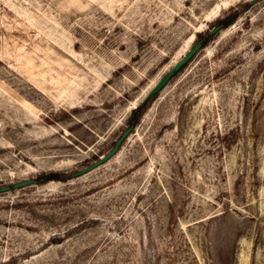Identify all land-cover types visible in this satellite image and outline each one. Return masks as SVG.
I'll use <instances>...</instances> for the list:
<instances>
[{"label": "rangeland", "instance_id": "obj_1", "mask_svg": "<svg viewBox=\"0 0 264 264\" xmlns=\"http://www.w3.org/2000/svg\"><path fill=\"white\" fill-rule=\"evenodd\" d=\"M50 171L0 193V264H264V0H0V186Z\"/></svg>", "mask_w": 264, "mask_h": 264}, {"label": "water", "instance_id": "obj_2", "mask_svg": "<svg viewBox=\"0 0 264 264\" xmlns=\"http://www.w3.org/2000/svg\"><path fill=\"white\" fill-rule=\"evenodd\" d=\"M253 2H256L257 0H252ZM221 25H218L214 28L213 32H216L221 29ZM203 47V41L199 40L196 42L193 47L186 53L179 61H177L169 71H167L164 76L154 85V87L148 92L146 97L144 98V101L149 100L151 97H153L155 94L161 91V89L168 83V81L177 73L186 63H188L197 53L198 51ZM137 108V107H134ZM134 126L128 127L122 135L119 137V139L116 141L114 147L108 151L107 153L101 155L97 160H95L93 163L88 165L87 167L81 169L80 171L74 173L73 176H80L83 175L96 167L104 164L111 158H113L120 150L123 142L128 138L130 133L132 132V129ZM34 183H37L36 179H25L23 181H18L16 183H13L11 185H5V186H0V193L2 192H8L12 189H18V188H23L28 185H32Z\"/></svg>", "mask_w": 264, "mask_h": 264}, {"label": "trees", "instance_id": "obj_3", "mask_svg": "<svg viewBox=\"0 0 264 264\" xmlns=\"http://www.w3.org/2000/svg\"><path fill=\"white\" fill-rule=\"evenodd\" d=\"M240 15L239 11H232L226 16L222 17L218 20V25H221L222 27H227L230 24H232ZM217 25V26H218ZM200 40L203 41V45L206 44L210 38V34H207L205 38L203 34H199ZM148 107V100L144 101L140 106L137 108H133L131 111V114L128 119V125L130 126H136L139 122L143 114L145 113L146 109ZM68 176L65 172H59V171H50L46 173H41L38 178L36 179L39 183H45L51 180H67Z\"/></svg>", "mask_w": 264, "mask_h": 264}]
</instances>
